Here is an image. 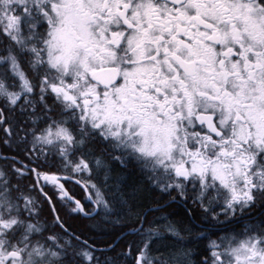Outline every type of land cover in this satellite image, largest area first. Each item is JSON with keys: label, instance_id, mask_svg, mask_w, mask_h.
<instances>
[{"label": "snow or ice", "instance_id": "obj_1", "mask_svg": "<svg viewBox=\"0 0 264 264\" xmlns=\"http://www.w3.org/2000/svg\"><path fill=\"white\" fill-rule=\"evenodd\" d=\"M0 264H264V0H0Z\"/></svg>", "mask_w": 264, "mask_h": 264}, {"label": "flooded vegetation", "instance_id": "obj_2", "mask_svg": "<svg viewBox=\"0 0 264 264\" xmlns=\"http://www.w3.org/2000/svg\"><path fill=\"white\" fill-rule=\"evenodd\" d=\"M69 187H72V184H69ZM73 191L76 192L78 198L83 196V192L78 186L73 188ZM165 211H171L174 213L175 218H179L183 214L184 206L183 205L181 206L171 205L170 208L166 209ZM156 215L159 216V213H156ZM151 216H152V213L149 214V217Z\"/></svg>", "mask_w": 264, "mask_h": 264}, {"label": "trees", "instance_id": "obj_3", "mask_svg": "<svg viewBox=\"0 0 264 264\" xmlns=\"http://www.w3.org/2000/svg\"><path fill=\"white\" fill-rule=\"evenodd\" d=\"M150 214V213H149Z\"/></svg>", "mask_w": 264, "mask_h": 264}]
</instances>
